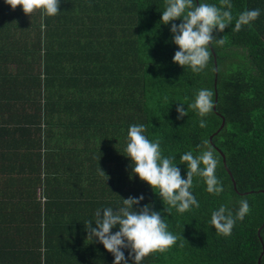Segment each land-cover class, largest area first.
I'll list each match as a JSON object with an SVG mask.
<instances>
[{"label":"trees","instance_id":"16d2710c","mask_svg":"<svg viewBox=\"0 0 264 264\" xmlns=\"http://www.w3.org/2000/svg\"><path fill=\"white\" fill-rule=\"evenodd\" d=\"M231 3L232 24L214 33L226 43L213 42L196 73L173 62L170 28L181 21L160 23L166 0H60L58 14L43 18L0 0V264H113L85 225L95 227L97 209L117 211L141 195L134 209L160 212L177 240L140 264H256L264 247V0ZM253 9L259 17L233 31L235 17ZM202 89L213 102L216 94L205 117L190 107ZM132 125L160 141L162 156H175L182 178L180 156L211 149L223 191L209 193L194 175L198 208L179 213L164 203L131 173ZM241 200L250 212L222 235L212 213L225 206L235 218Z\"/></svg>","mask_w":264,"mask_h":264},{"label":"clouds","instance_id":"9594fccd","mask_svg":"<svg viewBox=\"0 0 264 264\" xmlns=\"http://www.w3.org/2000/svg\"><path fill=\"white\" fill-rule=\"evenodd\" d=\"M5 3L12 9L20 6L28 16L40 10L43 18L58 14L60 0H5ZM220 5L196 3V0H166L160 23L167 25L170 21H181L178 25L173 23L170 28L173 43L179 48L173 56L174 63L181 67L188 66L196 73L208 66L211 59L209 46L213 42L218 46L226 43L223 37L217 39L214 33L224 32L234 20L231 0H220ZM259 15V9L241 12L235 17L233 31L238 32L243 26L250 25ZM190 107L201 117L210 114L214 108L213 92L210 89L199 90ZM176 111L177 118L187 115L181 103ZM199 126L206 127V121L201 119ZM144 132L143 125L129 127L126 156L131 161L132 175L147 183L152 190L158 189L156 193L164 203L175 207L179 213L189 211L193 206L198 208L199 203L190 191L194 175L204 178L209 193L218 195L223 191L222 183L215 174L218 160L211 149L199 156H194L192 152L181 155L180 160L186 162L188 167L186 178H182L180 169L174 163L175 156H162L160 141H150ZM143 199V195L122 199L123 206L117 211L110 207L102 211L97 209L95 227H92V221L84 224L87 238H95L101 243L113 255V264H128L122 249H130L129 257L133 264H140L144 257L154 252L163 253L176 243L177 237L168 231V225L160 212L153 211L147 204L134 209L133 206ZM249 212L247 200L240 201L235 218L230 210L221 206L212 213L211 225L222 235L229 236L236 219L243 220ZM116 227L118 231L113 233L112 229Z\"/></svg>","mask_w":264,"mask_h":264},{"label":"water","instance_id":"95a60500","mask_svg":"<svg viewBox=\"0 0 264 264\" xmlns=\"http://www.w3.org/2000/svg\"><path fill=\"white\" fill-rule=\"evenodd\" d=\"M215 82V81H214ZM215 100H216V94H215V97H214V104H215ZM214 109V108H213ZM212 109V110H213ZM222 125H223V119H221V124H220V126H219V128L218 129H220L221 127H222ZM211 137H209V139H210ZM219 154H220V157H221V163H222V166H223V168H224V170H225V172H226V174L228 175V176H230V172L227 170V168L225 167V161H224V157H223V155L219 152ZM230 180H231V183H232V186H233V188H235V185H234V182H233V180L230 178ZM263 251H264V247L262 246L261 247V252H260V255L258 256V258H257V261H256V264H259V262H260V257H261V255H262V253H263Z\"/></svg>","mask_w":264,"mask_h":264}]
</instances>
